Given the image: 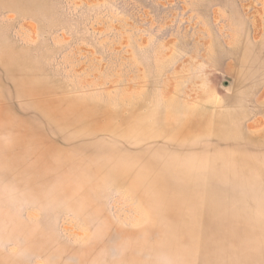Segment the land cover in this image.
Returning a JSON list of instances; mask_svg holds the SVG:
<instances>
[{
  "label": "rangeland",
  "instance_id": "1",
  "mask_svg": "<svg viewBox=\"0 0 264 264\" xmlns=\"http://www.w3.org/2000/svg\"><path fill=\"white\" fill-rule=\"evenodd\" d=\"M0 264H264V0H0Z\"/></svg>",
  "mask_w": 264,
  "mask_h": 264
}]
</instances>
